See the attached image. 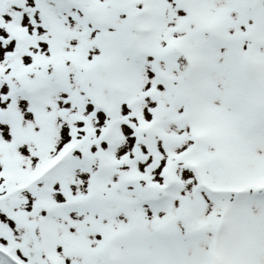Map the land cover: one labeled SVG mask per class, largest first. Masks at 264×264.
<instances>
[{
    "label": "snow or ice",
    "instance_id": "1",
    "mask_svg": "<svg viewBox=\"0 0 264 264\" xmlns=\"http://www.w3.org/2000/svg\"><path fill=\"white\" fill-rule=\"evenodd\" d=\"M0 264H264V0H0Z\"/></svg>",
    "mask_w": 264,
    "mask_h": 264
}]
</instances>
